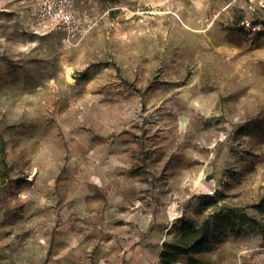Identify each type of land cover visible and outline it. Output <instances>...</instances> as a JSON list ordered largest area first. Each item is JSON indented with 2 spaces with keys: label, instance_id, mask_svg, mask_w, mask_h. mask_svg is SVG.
Listing matches in <instances>:
<instances>
[{
  "label": "rangeland",
  "instance_id": "1",
  "mask_svg": "<svg viewBox=\"0 0 264 264\" xmlns=\"http://www.w3.org/2000/svg\"><path fill=\"white\" fill-rule=\"evenodd\" d=\"M71 1L68 45L0 0V137L29 181L0 197V264H121L220 210L255 220L202 257L264 264V0Z\"/></svg>",
  "mask_w": 264,
  "mask_h": 264
},
{
  "label": "trees",
  "instance_id": "2",
  "mask_svg": "<svg viewBox=\"0 0 264 264\" xmlns=\"http://www.w3.org/2000/svg\"><path fill=\"white\" fill-rule=\"evenodd\" d=\"M243 21V19H242ZM246 31L241 21L237 22V27L233 30ZM255 35L258 39L264 38V29L257 30ZM13 166L7 159L6 140L0 137V197L6 191L11 182L20 185L28 183L27 178H12ZM209 206L217 204L218 197L206 194L202 196ZM259 213L264 214V197L259 203L253 205ZM247 213L233 210H220L213 215H207L202 221L197 222L193 218L182 217L178 223L169 229V233H174L173 240H165L162 244L160 254V264H174L184 261V264H211L209 260L202 257L203 254L213 250L216 231L228 225L232 230H236L238 221H253Z\"/></svg>",
  "mask_w": 264,
  "mask_h": 264
},
{
  "label": "built area",
  "instance_id": "3",
  "mask_svg": "<svg viewBox=\"0 0 264 264\" xmlns=\"http://www.w3.org/2000/svg\"><path fill=\"white\" fill-rule=\"evenodd\" d=\"M29 27L33 33L40 35L62 30L65 33L64 41L68 45L82 32L81 21L71 0H33ZM90 28L91 25L87 24L86 32ZM209 194L213 195L214 192Z\"/></svg>",
  "mask_w": 264,
  "mask_h": 264
},
{
  "label": "crops",
  "instance_id": "4",
  "mask_svg": "<svg viewBox=\"0 0 264 264\" xmlns=\"http://www.w3.org/2000/svg\"><path fill=\"white\" fill-rule=\"evenodd\" d=\"M163 240L153 236H145L144 240L137 242L125 256L126 262L121 264H160V254Z\"/></svg>",
  "mask_w": 264,
  "mask_h": 264
},
{
  "label": "bare ground",
  "instance_id": "5",
  "mask_svg": "<svg viewBox=\"0 0 264 264\" xmlns=\"http://www.w3.org/2000/svg\"><path fill=\"white\" fill-rule=\"evenodd\" d=\"M204 189L207 190V191H210L211 190V186L209 185H203ZM213 192V191H212Z\"/></svg>",
  "mask_w": 264,
  "mask_h": 264
}]
</instances>
